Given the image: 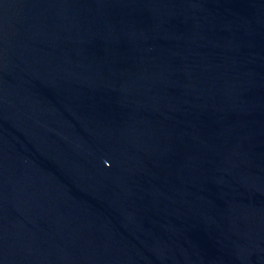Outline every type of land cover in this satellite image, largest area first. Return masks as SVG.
Instances as JSON below:
<instances>
[{"label":"water","instance_id":"1","mask_svg":"<svg viewBox=\"0 0 264 264\" xmlns=\"http://www.w3.org/2000/svg\"><path fill=\"white\" fill-rule=\"evenodd\" d=\"M0 264H264V0H0Z\"/></svg>","mask_w":264,"mask_h":264}]
</instances>
